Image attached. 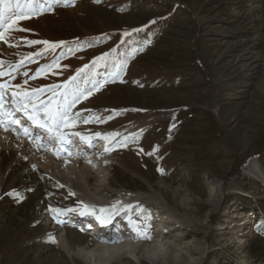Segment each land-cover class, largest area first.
<instances>
[{"label": "rangeland", "instance_id": "rangeland-1", "mask_svg": "<svg viewBox=\"0 0 264 264\" xmlns=\"http://www.w3.org/2000/svg\"><path fill=\"white\" fill-rule=\"evenodd\" d=\"M14 27L27 31L0 41V71L20 65L0 76L5 110L12 91L43 89L40 105L70 77L83 91L103 86L72 109L70 143L49 141L23 112L32 136L0 128V264H264V0H58ZM73 132L118 135L86 165ZM50 157L88 194L48 175ZM84 205L107 209L112 225L80 215ZM143 228L151 239L137 238Z\"/></svg>", "mask_w": 264, "mask_h": 264}, {"label": "snow or ice", "instance_id": "snow-or-ice-1", "mask_svg": "<svg viewBox=\"0 0 264 264\" xmlns=\"http://www.w3.org/2000/svg\"><path fill=\"white\" fill-rule=\"evenodd\" d=\"M58 3V0H0V41H4L8 43V38L6 33L9 32L10 29L15 31H27L26 29L14 27L16 25L17 20L20 19H31L34 17H38L45 12H49L52 10V4ZM67 6V4L65 5ZM15 9V11H14ZM128 35V33H125ZM29 46L35 44H43L46 46L45 51L47 50H55L56 48L61 47L63 42L59 43H50L47 40H32L28 41ZM9 46H13L9 44ZM71 51V49H69ZM42 53H37V55H41ZM25 59H30V57H25ZM22 63V62H21ZM4 64V61H0V66ZM20 65L17 64L15 67L10 66V71H0V76L10 75L12 71H16V69ZM53 67H59L58 62L54 65L42 66L37 75L40 72L50 71ZM87 67V65H85ZM83 72V69L79 70ZM24 75H27L25 72ZM113 75H116L115 73ZM14 79V77H12ZM36 77H33L35 79ZM76 77H70L63 84L53 85L49 90L53 93V98H50L48 103H44L41 101L40 105H37L35 100L37 98V93L42 92L43 89H33L32 93L27 91H12L11 93V105L12 107L8 110L4 108V100L5 93L10 87L8 84H0V128H3L5 131H8L12 125H16L20 128V132H17V135L23 133L24 136H32L29 126L21 125V121L14 116V112H23L27 117L28 121H31L33 125L38 126L41 129H45L48 134V140H56L59 143H70L71 141L68 139L69 134L65 133L63 129L73 128L76 126V122L80 113L77 112L75 114L72 113V109L75 105L80 101L83 97L87 99L92 95V91H98L100 87L103 86V82L99 85H94L93 89L83 91L78 87L74 86V82ZM106 82V81H105ZM26 83V82H25ZM17 88L20 85H16ZM62 96V99L60 97ZM19 97V99H17ZM29 107H31L32 111L29 112ZM43 112V116L40 113ZM98 119V118H97ZM85 124L89 123V120L83 121ZM15 131V129H12ZM71 135L79 136L82 141H86L88 146L91 147V139L81 135L79 132H73ZM97 137H101L100 133H95ZM118 133H112L111 137L103 136L101 138L105 140L115 139ZM34 140H39V137H33ZM108 149L106 148L105 151ZM72 195V193H70ZM135 207L137 213H144L145 209L143 207L138 206H127L123 209L125 213H128ZM113 209L117 208V205H112ZM49 211H55L57 215L53 217L57 221V223H63L59 219L60 210L49 209ZM69 211H74L73 209H69ZM107 209L101 208L99 210V214L96 213L95 209H90L87 205H84L82 210L80 211V215H89L93 216L99 223L103 224L106 221L105 213ZM129 223L131 220L129 219ZM138 237L140 239H151L150 234L148 233L147 228L137 229Z\"/></svg>", "mask_w": 264, "mask_h": 264}, {"label": "bare ground", "instance_id": "bare-ground-1", "mask_svg": "<svg viewBox=\"0 0 264 264\" xmlns=\"http://www.w3.org/2000/svg\"><path fill=\"white\" fill-rule=\"evenodd\" d=\"M111 137V136H109ZM111 140V138L109 139ZM100 143V142H99ZM99 145H102L101 143ZM85 148H87L86 144L82 145L81 147H78L75 149H72L73 150V154L72 156L75 157V158H79V159H83L82 162L86 165H89V164H92L94 163V161H99L100 159L103 158V155L106 153V151L104 150H93L92 151V157L90 158H86L84 157V152H85ZM101 163L102 165H105L103 163H105L104 161L101 160ZM42 165V168L48 173V175H52L56 180H58L60 183H62L65 187H67L69 189V191L74 195L76 196V190L79 189L83 192H86L87 193V190L85 189L84 185L82 184V181L80 180L79 177L75 176L76 174H73V175H70V172H67V173H60L59 172L57 173L56 170L53 169L54 165H55V162L54 160L50 157L48 158V160L45 162V164H41ZM249 165H251V163H249ZM81 169V168H80ZM85 169V168H84ZM88 171V169H85ZM89 171L90 170V167H89ZM82 173V172H81ZM80 176V175H79ZM84 181V180H83ZM86 182V181H85ZM86 184V183H85ZM87 185V184H86ZM88 186V185H87ZM78 196V195H77ZM166 206L162 208V212H165L166 211ZM178 216V215H177ZM106 218V221H108L109 217H105ZM176 218V217H174ZM94 220L99 223L95 218ZM112 222V221H111ZM166 224V223H165ZM181 224V223H180ZM245 225V223L243 224ZM166 226V225H165ZM160 231H158L159 233ZM162 233V231H161ZM163 237H166L168 235V232L167 231H164L163 232ZM103 236H106V235H101L99 234V237L102 239ZM104 238V237H103ZM105 240V238H104ZM107 242H110V241H113V238L112 236H107L106 237V240ZM129 245V244H128ZM68 246V245H67ZM131 246V249L132 250H135V252H139L140 250H143V246H133V245H130ZM135 261H138V259L136 258ZM166 264V263H165Z\"/></svg>", "mask_w": 264, "mask_h": 264}, {"label": "trees", "instance_id": "trees-1", "mask_svg": "<svg viewBox=\"0 0 264 264\" xmlns=\"http://www.w3.org/2000/svg\"><path fill=\"white\" fill-rule=\"evenodd\" d=\"M262 225V224H261ZM263 226V225H262Z\"/></svg>", "mask_w": 264, "mask_h": 264}]
</instances>
